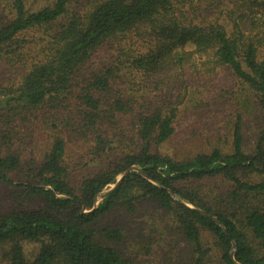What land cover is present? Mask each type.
<instances>
[{"label": "trees", "instance_id": "16d2710c", "mask_svg": "<svg viewBox=\"0 0 264 264\" xmlns=\"http://www.w3.org/2000/svg\"><path fill=\"white\" fill-rule=\"evenodd\" d=\"M79 1H5L0 65L15 67L29 33L46 38L0 91V264H264V0ZM225 68L255 96L241 88L230 145L169 153L189 80ZM144 206L164 246L121 222Z\"/></svg>", "mask_w": 264, "mask_h": 264}, {"label": "rangeland", "instance_id": "374dc122", "mask_svg": "<svg viewBox=\"0 0 264 264\" xmlns=\"http://www.w3.org/2000/svg\"><path fill=\"white\" fill-rule=\"evenodd\" d=\"M6 0H0V18L6 13L4 10ZM28 6L33 9H39L43 6L52 4L53 0H26ZM101 0H81L79 5L83 9L90 8L94 3ZM61 22L54 27H58ZM45 35L40 32H31L28 34V47L23 51V55L18 58L15 67L3 64L0 65V91L9 87L11 84L17 85L21 78L26 74L28 66L39 54L40 46L44 44ZM137 39V38H136ZM134 44L138 47L142 40H138ZM132 46V48H134ZM109 46L102 48V50L96 55L95 61L107 62L113 49H109ZM109 49V50H108ZM188 94L183 93L184 106L180 111V122L178 123V130L176 136L171 142L167 144V151L169 153H180L184 155L192 154L194 151L201 150L202 148L209 147L210 145L219 142L220 145H230V138L233 132L234 120L236 108L238 107V100L242 98L241 88L242 84L236 79L232 71L229 69H223L213 75H200L195 76L189 80ZM247 91V90H246ZM249 99L252 102L255 101L254 93L249 90ZM253 93V94H252ZM190 95V96H189ZM238 99V100H237ZM2 97L0 96V103ZM240 109V108H239ZM260 110L253 109L252 112L247 113L244 116L243 122V134L245 138V146L248 149H252L259 136L261 127ZM44 143L42 140H38L35 144V153H41L44 149ZM133 170H138L137 167ZM120 176L117 181L107 187L97 199V204L111 192L118 184ZM218 186H221L218 182H209L205 191H210ZM11 188L0 182V206H3L9 201V192ZM154 212V211H153ZM152 209L149 206L139 208L138 212L130 216L128 219L121 218V222L124 224L133 225L132 237L133 240H141L146 245L151 244L154 248L161 244L164 246L166 241L163 240V236L159 230L152 227V221L147 223L145 216L152 217ZM159 218V217H158ZM159 219H162L160 216ZM158 221V220H157ZM135 240V241H136ZM32 251L33 246H29ZM148 259V258H147ZM151 264L155 262L149 261Z\"/></svg>", "mask_w": 264, "mask_h": 264}, {"label": "water", "instance_id": "95a60500", "mask_svg": "<svg viewBox=\"0 0 264 264\" xmlns=\"http://www.w3.org/2000/svg\"><path fill=\"white\" fill-rule=\"evenodd\" d=\"M126 173V172H125ZM124 174L120 176L118 183L121 181V179L123 178Z\"/></svg>", "mask_w": 264, "mask_h": 264}]
</instances>
